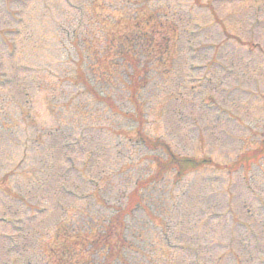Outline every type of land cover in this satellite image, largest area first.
<instances>
[{
  "label": "rangeland",
  "instance_id": "rangeland-1",
  "mask_svg": "<svg viewBox=\"0 0 264 264\" xmlns=\"http://www.w3.org/2000/svg\"><path fill=\"white\" fill-rule=\"evenodd\" d=\"M218 23L264 45V0H0V264H264V160L226 169L261 139L264 59ZM138 129L216 166L147 183Z\"/></svg>",
  "mask_w": 264,
  "mask_h": 264
},
{
  "label": "trees",
  "instance_id": "trees-1",
  "mask_svg": "<svg viewBox=\"0 0 264 264\" xmlns=\"http://www.w3.org/2000/svg\"><path fill=\"white\" fill-rule=\"evenodd\" d=\"M169 163H172L171 168H180L179 176H181L185 171L188 172L189 170L195 169L194 165L196 164V161L173 157L172 161L170 160ZM183 169L185 170L182 171Z\"/></svg>",
  "mask_w": 264,
  "mask_h": 264
}]
</instances>
